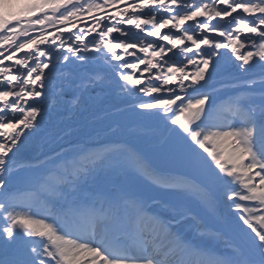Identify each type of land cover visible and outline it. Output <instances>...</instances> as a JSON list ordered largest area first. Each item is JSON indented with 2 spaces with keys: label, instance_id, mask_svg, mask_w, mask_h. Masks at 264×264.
<instances>
[{
  "label": "snow or ice",
  "instance_id": "6c2138e0",
  "mask_svg": "<svg viewBox=\"0 0 264 264\" xmlns=\"http://www.w3.org/2000/svg\"><path fill=\"white\" fill-rule=\"evenodd\" d=\"M0 49V264H264V0H0ZM222 61L243 78L217 82ZM105 88L163 128L170 169L149 146L42 126ZM25 194L63 219L35 216Z\"/></svg>",
  "mask_w": 264,
  "mask_h": 264
},
{
  "label": "bare ground",
  "instance_id": "6f19581e",
  "mask_svg": "<svg viewBox=\"0 0 264 264\" xmlns=\"http://www.w3.org/2000/svg\"><path fill=\"white\" fill-rule=\"evenodd\" d=\"M82 26L83 25L79 23L77 24L76 28H71V26L69 27L71 31H77ZM57 35H63L67 37L68 35H70V33L69 32H65V33L58 32ZM52 38H55V37H52ZM40 47L45 48L47 46L41 45ZM18 55L22 56L23 53H19ZM90 55H94V54H90ZM5 63H10V61H5ZM95 63L102 65L103 61L99 60V61H95ZM129 72H131V70ZM239 74L240 73L236 70L235 65L232 64L231 61H222L221 66L217 72L216 80L217 81L229 80L230 78H234V76L239 75ZM145 75L147 76V74ZM145 82L147 83V80ZM132 102H134V98L129 96L126 91L121 92L117 90L114 92V91L109 90L108 88H105L103 91L97 90L96 92H92L89 96L85 97L83 106L78 110H63L59 113L49 112V114L44 118V121L42 122V126L49 129L51 125L53 124L55 128L58 129V132L59 131L63 132V129L65 130L64 126L70 127V126H74L75 124L81 121H84L88 112H95V110L99 108H103L105 106L109 108H114L116 106L126 105L127 103H132ZM42 146H44L43 142L30 143L25 151L27 153L32 154L40 150V147ZM161 155H157V156H161Z\"/></svg>",
  "mask_w": 264,
  "mask_h": 264
},
{
  "label": "rangeland",
  "instance_id": "374dc122",
  "mask_svg": "<svg viewBox=\"0 0 264 264\" xmlns=\"http://www.w3.org/2000/svg\"><path fill=\"white\" fill-rule=\"evenodd\" d=\"M82 20H88L89 17L85 16L81 18ZM78 23V22H76ZM58 27H63V25H59ZM49 31H52V29H49ZM4 48H8V45H4ZM2 50V49H0ZM128 108V107H127ZM139 111L138 109H134V108H130L128 113L125 116V118H123V120L121 119V122H113L110 121L111 124V129L109 131V133H111L110 135L112 137L110 138H116L117 135H124L126 129H128V127L133 126L132 130L133 131H129L127 134H130L133 137V143L137 144L138 146L140 145L141 147L144 146H149L151 148L154 149V153H163L165 150V140L167 138V133L164 132L163 128L160 127L158 125V123L156 121H147V120H143L141 118H139L136 115V112ZM109 121V120H107ZM109 125V124H108ZM74 133H78L76 136H78L81 132L80 131H72ZM73 133V134H74ZM108 135L102 134L103 138H107ZM71 137V136H70ZM45 147H47V145L42 146V148L40 149L39 152H41L43 149H45ZM47 150V149H46ZM38 153V152H37ZM156 153V154H157ZM161 153V154H162ZM154 157V155H153ZM155 160H153V164L158 167V168H162L165 170L170 169V165H168L162 158V155L160 157H154ZM110 166H112L113 164H109ZM123 177H116V179L121 180ZM230 187H238V185H231ZM31 200H29L28 202H30ZM30 204V203H28ZM27 203H23L21 204V206H26L28 205ZM31 211H33V209H31ZM35 214V213H34ZM35 216H37L35 214ZM38 217V216H37ZM212 229H222L223 225L222 223H215V224H210L209 225ZM212 242V241H211Z\"/></svg>",
  "mask_w": 264,
  "mask_h": 264
}]
</instances>
